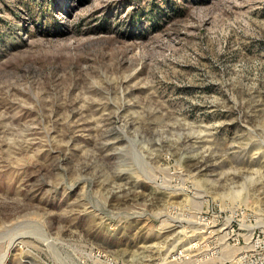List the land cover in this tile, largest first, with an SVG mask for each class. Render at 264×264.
I'll return each mask as SVG.
<instances>
[{
    "label": "rangeland",
    "instance_id": "obj_1",
    "mask_svg": "<svg viewBox=\"0 0 264 264\" xmlns=\"http://www.w3.org/2000/svg\"><path fill=\"white\" fill-rule=\"evenodd\" d=\"M181 259L264 264V0H0V264Z\"/></svg>",
    "mask_w": 264,
    "mask_h": 264
},
{
    "label": "bare ground",
    "instance_id": "obj_2",
    "mask_svg": "<svg viewBox=\"0 0 264 264\" xmlns=\"http://www.w3.org/2000/svg\"><path fill=\"white\" fill-rule=\"evenodd\" d=\"M14 245H15V244H14ZM14 245H13V246H14ZM19 248H20V247H19ZM8 251H9V250H8ZM179 263L182 264V263H183V260L181 259ZM177 264H178V263H177ZM183 264H184V263H183Z\"/></svg>",
    "mask_w": 264,
    "mask_h": 264
}]
</instances>
